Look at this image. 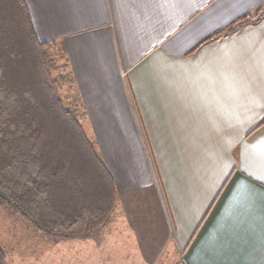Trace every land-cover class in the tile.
Returning a JSON list of instances; mask_svg holds the SVG:
<instances>
[{
	"label": "crops",
	"instance_id": "crops-1",
	"mask_svg": "<svg viewBox=\"0 0 264 264\" xmlns=\"http://www.w3.org/2000/svg\"><path fill=\"white\" fill-rule=\"evenodd\" d=\"M25 2L114 181L98 237L127 264H264V17L204 41L264 0Z\"/></svg>",
	"mask_w": 264,
	"mask_h": 264
},
{
	"label": "trees",
	"instance_id": "trees-1",
	"mask_svg": "<svg viewBox=\"0 0 264 264\" xmlns=\"http://www.w3.org/2000/svg\"><path fill=\"white\" fill-rule=\"evenodd\" d=\"M263 17L243 15L204 41ZM82 118L64 53L37 37L25 0H0V207L49 239L95 237L116 210L114 181Z\"/></svg>",
	"mask_w": 264,
	"mask_h": 264
},
{
	"label": "rangeland",
	"instance_id": "rangeland-1",
	"mask_svg": "<svg viewBox=\"0 0 264 264\" xmlns=\"http://www.w3.org/2000/svg\"><path fill=\"white\" fill-rule=\"evenodd\" d=\"M104 235L102 238L96 235L84 239H49L0 207V243L6 253L5 264H127L121 261L125 254L117 253L114 234ZM168 257L167 251L161 252L153 264H166Z\"/></svg>",
	"mask_w": 264,
	"mask_h": 264
}]
</instances>
